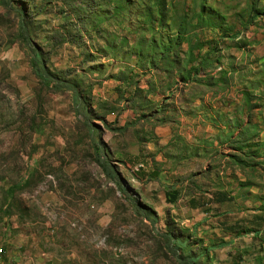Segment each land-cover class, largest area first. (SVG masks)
Returning a JSON list of instances; mask_svg holds the SVG:
<instances>
[{
    "label": "rangeland",
    "instance_id": "1",
    "mask_svg": "<svg viewBox=\"0 0 264 264\" xmlns=\"http://www.w3.org/2000/svg\"><path fill=\"white\" fill-rule=\"evenodd\" d=\"M201 3L0 0V264H264L257 247L206 246L192 227L166 220L157 197L123 179L104 149V158L96 153L94 114L77 103L84 95L87 104L103 62L132 54L146 66L148 51L120 52L126 25L118 22L134 18L139 45L162 29L152 39L167 49L172 29L186 27L183 14L195 16ZM33 51L52 73L48 85L33 71ZM153 55L157 70L178 68L174 51Z\"/></svg>",
    "mask_w": 264,
    "mask_h": 264
},
{
    "label": "crops",
    "instance_id": "2",
    "mask_svg": "<svg viewBox=\"0 0 264 264\" xmlns=\"http://www.w3.org/2000/svg\"><path fill=\"white\" fill-rule=\"evenodd\" d=\"M193 2L201 11L183 14L186 27L172 29L167 49L152 39L162 29L139 45L134 18L118 22L120 52L148 51L146 66L132 54L103 62L87 104L78 99L94 114L96 153L104 158V149L123 179L157 197L166 220L192 227L206 246L257 247L264 257V0ZM161 50L179 54L177 69L157 70Z\"/></svg>",
    "mask_w": 264,
    "mask_h": 264
},
{
    "label": "trees",
    "instance_id": "3",
    "mask_svg": "<svg viewBox=\"0 0 264 264\" xmlns=\"http://www.w3.org/2000/svg\"><path fill=\"white\" fill-rule=\"evenodd\" d=\"M27 38V36H25ZM28 41L30 39H27ZM32 67H33V71L34 73L37 75V77L40 78L41 81H43L44 85H48V83L52 80V73L50 72V70L43 64H41V55L39 54V52L37 51H33V58H32ZM79 105H82V103L80 102V100L78 99L77 102ZM100 165L104 168H106V165L104 163H100ZM110 174H112V178L113 179H117L116 176L117 174H114L112 172H110ZM117 183L120 184V182L117 181ZM15 190L14 187H12V189L9 190L8 195L11 197V194L13 193V191ZM137 206V205H136ZM138 207H140V205H138Z\"/></svg>",
    "mask_w": 264,
    "mask_h": 264
},
{
    "label": "built area",
    "instance_id": "4",
    "mask_svg": "<svg viewBox=\"0 0 264 264\" xmlns=\"http://www.w3.org/2000/svg\"><path fill=\"white\" fill-rule=\"evenodd\" d=\"M4 253V249L0 247V255Z\"/></svg>",
    "mask_w": 264,
    "mask_h": 264
}]
</instances>
